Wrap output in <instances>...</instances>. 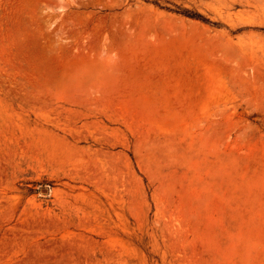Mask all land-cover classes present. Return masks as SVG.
Instances as JSON below:
<instances>
[{"label": "rangeland", "instance_id": "374dc122", "mask_svg": "<svg viewBox=\"0 0 264 264\" xmlns=\"http://www.w3.org/2000/svg\"><path fill=\"white\" fill-rule=\"evenodd\" d=\"M0 264H264V0H0Z\"/></svg>", "mask_w": 264, "mask_h": 264}]
</instances>
